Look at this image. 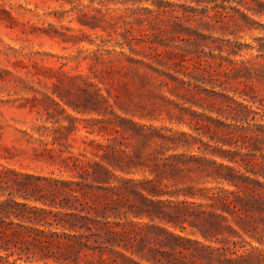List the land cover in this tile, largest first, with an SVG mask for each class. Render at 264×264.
<instances>
[{"label": "rangeland", "instance_id": "374dc122", "mask_svg": "<svg viewBox=\"0 0 264 264\" xmlns=\"http://www.w3.org/2000/svg\"><path fill=\"white\" fill-rule=\"evenodd\" d=\"M258 2L0 0L4 264H132L107 230L157 264L231 255L214 250L210 262L171 234L212 246L227 237L264 264ZM97 89L104 114L88 112L86 91ZM107 152L123 170L100 184L93 165H108ZM70 212L89 228L63 229ZM211 213L239 233L210 236ZM81 233V249L63 256L67 234Z\"/></svg>", "mask_w": 264, "mask_h": 264}, {"label": "trees", "instance_id": "16d2710c", "mask_svg": "<svg viewBox=\"0 0 264 264\" xmlns=\"http://www.w3.org/2000/svg\"><path fill=\"white\" fill-rule=\"evenodd\" d=\"M260 5L264 6L263 2H258ZM251 10L253 13H260L263 12L264 9H262V11H257L254 9H249ZM87 98L89 101V107H88V112H95L97 114H104L105 112V107H103V102L106 101L105 97L99 92V90L97 89L94 92H87ZM74 109V107H73ZM76 110V109H74ZM141 148H137L136 150V155L140 156L141 155ZM106 155V154H105ZM108 156H110V154L107 152V160L106 163L108 165L105 164H101L99 162H95L93 165V178L95 179L96 182L100 183V184H107L109 183V178L111 175L114 174V172L112 171V169L110 167H112L113 169L116 168H120L117 167L116 164L112 163L111 160L108 159ZM166 166V165H165ZM158 167V165H157ZM120 170H123L120 168ZM227 178V177H225ZM234 178L235 175L230 174V177L227 178L228 182L234 183ZM147 181H152V180H147ZM150 183V182H149ZM152 188L155 190L157 188V186H152ZM147 192L148 189H146ZM154 192V191H153ZM156 192V191H155ZM151 194H156V193H151ZM239 199H241V197H239ZM8 201H0V218H3L4 216H8L9 214V210L7 208L8 205ZM211 219H209V223L203 225L202 228H204V230L206 232H209L208 234L210 236H216L219 233H222L224 231V229H229L231 230L234 234H238V230L236 228H234L231 225H228L225 227V225H223L221 223V221L219 220V218H225L224 215L222 214H216V213H211ZM68 217L69 219H66V223H60V225L62 226L63 229H68V230H73V231H77V230H81V229H87L89 228L87 225V221H89V217L87 215H82L80 213H74V212H70L68 213ZM227 219V218H226ZM238 226L244 231L246 232L245 228L243 227V225H241L240 223H237ZM63 233H66L63 231ZM106 236H108L112 241V243H115L117 246H121L123 247L127 252H129V256L122 254L123 258L130 261L132 264H145L142 263V261L150 263V264H157L156 261H154V259L150 258L147 255H143L140 251H136L135 249H130V247H127L122 241H117V238L120 237V234L115 233L111 230H107L106 231ZM203 234V233H202ZM209 235H204V238L206 240H210V236ZM68 238L66 240V242L63 244L62 247V252H63V256H66V254L69 253H75L77 251H79L81 249V246L83 244L84 241L81 240L83 234H73V235H68ZM209 236V237H208ZM171 237L173 239H176L177 241H186L188 243H195L197 244V253L205 258H207L208 260H210V262H213V259L215 257V255H213V251L214 250H220L223 252L224 251H229L231 255H229L228 257H225V259H220V256H216L217 259V264H254V262H257L255 264H261L262 259L258 256H251V255H246V254H242V253H238L239 249H238V242L237 241H232L230 242V240L225 237L223 238L221 241L220 239L218 240V245L216 246H212V245H205V244H200L198 241H191L190 239H186L183 238L179 235H173L171 234ZM222 242V244H220ZM178 244V245H177ZM170 245L172 246V250H174L177 246H179V243H170ZM10 247L9 245L6 243L5 240V235L4 232L0 231V264H4L5 262H9V256H11V253H9ZM138 256L139 260L134 259L133 256ZM223 255H225V253H223ZM163 256H165L166 258H170L174 256V251L171 250H166L163 251ZM15 260V259H14ZM169 260V259H168ZM179 259H176L175 261H178ZM180 263H175V264H194L193 261L191 259L189 260H179Z\"/></svg>", "mask_w": 264, "mask_h": 264}]
</instances>
